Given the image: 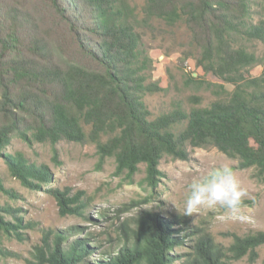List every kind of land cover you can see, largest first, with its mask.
<instances>
[{"label": "trees", "instance_id": "obj_1", "mask_svg": "<svg viewBox=\"0 0 264 264\" xmlns=\"http://www.w3.org/2000/svg\"><path fill=\"white\" fill-rule=\"evenodd\" d=\"M252 1L144 0L140 17L129 0H51L82 59H69L65 65L41 62L57 53V45L38 36L28 46L33 58L28 61L22 56L27 51L26 21L20 17V8L5 6L0 14V159L11 176L30 189L47 186L61 215L86 217L92 204L84 191L72 193L70 188L51 186L48 165L8 152L18 135L29 144L90 142L99 157L98 168L107 158H114L115 174L125 175L131 182L144 164V181L152 187L162 175L159 165L165 156L188 160L190 147L214 146L239 160V167L254 168L256 178L264 183V55L258 57L235 46L238 37L264 43V19L254 21ZM154 20L187 26L200 49L197 66L234 85L228 100L194 107L189 113L177 107L151 118L144 94L160 87L150 79L154 60L139 28ZM4 54L12 55L9 62L3 61ZM257 65L262 72L253 76L251 70ZM184 121L186 128L178 130ZM0 193L11 199L19 197L5 186L1 171ZM148 201H132L120 211ZM20 211L0 201V234L26 239L24 231L34 223L26 222ZM172 229L159 214L143 211L131 244L124 243L116 253L88 264H171L170 251L183 242ZM122 231L128 236V226L122 225ZM203 244L201 240L198 256L188 264H227L217 251L202 248ZM263 244L264 231L236 236L231 251L234 258L249 255L255 264L257 249ZM95 249L79 225L47 229L41 243L34 246L33 263L83 264ZM16 255L0 243V256Z\"/></svg>", "mask_w": 264, "mask_h": 264}, {"label": "rangeland", "instance_id": "obj_2", "mask_svg": "<svg viewBox=\"0 0 264 264\" xmlns=\"http://www.w3.org/2000/svg\"><path fill=\"white\" fill-rule=\"evenodd\" d=\"M129 1L137 7L141 17L144 0ZM5 6L20 8V17L26 21L24 48L27 51L21 55L28 61L34 56L28 46L38 36L47 43L54 40L56 44H53L57 45V53L50 59L42 58L41 62L58 65H65L69 59L82 62L51 0H0V14ZM251 10L255 22L264 19V0H253ZM139 31L154 60L150 79L160 87V90L144 94L151 118L177 107L189 113L194 107H210L214 102L230 98L234 85L197 66L200 49L184 23L169 26L162 20H154ZM235 46H242L258 57L264 55V43L258 40L238 37ZM11 58L12 55H3L4 62ZM261 72V65L251 70L253 76H259ZM1 90L0 85V94ZM29 122L27 119L25 123ZM186 126L187 121H184L178 130L182 131ZM189 149L188 160L170 156L161 160L162 175L152 187L144 181V164L140 165L131 182L125 175L115 174L114 158H107L98 168L99 157L95 145L90 142L61 140L54 145L49 142L29 144L20 136H14L7 147L8 152L22 153L32 163L48 165L53 176L51 186L61 190L70 188L72 193L84 191L92 204L86 217L61 215L57 200L47 191V186L36 189L23 186L11 176L0 159L5 186L19 195L11 199L0 193L1 203L20 208L25 221L34 223L33 228L24 231L26 239L23 241L14 235L0 234L1 245L17 254V257L0 256V264H34L32 252L34 246L41 243L43 231L73 225L83 228L85 236L96 247L83 264L98 261L116 253L124 243L131 244L136 220L143 211H152L169 221L173 225V234L183 241L170 251L171 264H188L194 260L201 240L204 242L202 248L207 246L217 251L227 264H252L249 255L234 258L231 246L236 236L264 231V183L256 178L254 168L239 167V160L227 156L217 147ZM145 198H149L147 203L120 211L124 204ZM122 225L128 226V236L123 233ZM257 251L255 264H261L264 244Z\"/></svg>", "mask_w": 264, "mask_h": 264}]
</instances>
